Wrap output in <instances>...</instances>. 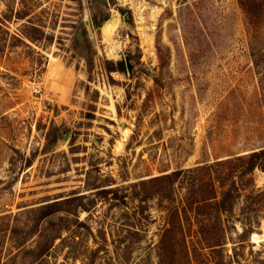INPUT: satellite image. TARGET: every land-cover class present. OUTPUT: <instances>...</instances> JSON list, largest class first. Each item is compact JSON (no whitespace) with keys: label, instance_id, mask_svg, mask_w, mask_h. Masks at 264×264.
Here are the masks:
<instances>
[{"label":"rangeland","instance_id":"1","mask_svg":"<svg viewBox=\"0 0 264 264\" xmlns=\"http://www.w3.org/2000/svg\"><path fill=\"white\" fill-rule=\"evenodd\" d=\"M261 150L264 0H0V264H264V172L186 173Z\"/></svg>","mask_w":264,"mask_h":264},{"label":"trees","instance_id":"2","mask_svg":"<svg viewBox=\"0 0 264 264\" xmlns=\"http://www.w3.org/2000/svg\"><path fill=\"white\" fill-rule=\"evenodd\" d=\"M109 72H119L120 74H125V64L123 61H118L114 67H112ZM53 129V128H52ZM56 130V129H55ZM57 131V130H56ZM54 142V140H52ZM236 161L239 162H245V166H242L241 170H235L237 174V178H233L227 186H224V184H220L219 186H216L214 184L213 178L211 176L212 168L214 166L211 165H205L203 167H199L195 170H188L186 173L190 175H197L199 178L193 177V180L197 183L196 186L208 187V184L210 186V194L207 198H204L203 196H200L198 198H195L194 203H202L205 208H210V211L213 210V213L217 219H221V217L225 214H229V212L232 210L234 201H236L238 198L241 197L240 192L244 190V186L242 188L238 189L237 185V179H243L245 177H251L255 169H260L264 172V150H261L259 152L251 153L250 155H247L246 158H237ZM29 163V162H28ZM220 165V164H218ZM182 171H177L171 173L169 176H167V179L171 180V183L174 182V179L179 176V174ZM185 173V172H184ZM192 181V180H191ZM249 184H252V180H247ZM194 181H192L193 183ZM250 187V186H249ZM201 193V192H200ZM259 193L257 190H254V188H251V196H255V203L260 207L259 203L262 202V199H259L260 196H258ZM264 193V192H261ZM260 193V194H261ZM257 194V195H255ZM200 195L199 193L195 195ZM262 195V194H261ZM197 199V200H196ZM57 204L52 206H46L39 208L37 210L28 211L29 214H36L41 213L38 220H43L46 217L50 216V214L58 213V212H68V210H64L63 208H60V206L64 205L66 202H56ZM193 203V204H194ZM205 216V215H204ZM207 217V216H205Z\"/></svg>","mask_w":264,"mask_h":264},{"label":"water","instance_id":"3","mask_svg":"<svg viewBox=\"0 0 264 264\" xmlns=\"http://www.w3.org/2000/svg\"><path fill=\"white\" fill-rule=\"evenodd\" d=\"M125 66H126L127 72L130 74L131 69H130V65L127 60H125Z\"/></svg>","mask_w":264,"mask_h":264},{"label":"built area","instance_id":"4","mask_svg":"<svg viewBox=\"0 0 264 264\" xmlns=\"http://www.w3.org/2000/svg\"><path fill=\"white\" fill-rule=\"evenodd\" d=\"M32 92L35 93V94L39 93V88L37 86L34 87Z\"/></svg>","mask_w":264,"mask_h":264}]
</instances>
